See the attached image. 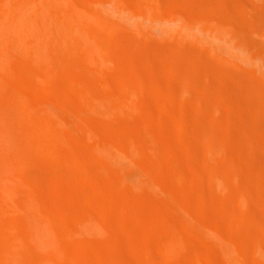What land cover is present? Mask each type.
Wrapping results in <instances>:
<instances>
[{
    "label": "bare ground",
    "instance_id": "1",
    "mask_svg": "<svg viewBox=\"0 0 264 264\" xmlns=\"http://www.w3.org/2000/svg\"><path fill=\"white\" fill-rule=\"evenodd\" d=\"M190 1L186 6L178 2L167 5L165 0H135L139 7L136 3L133 10L118 0H0V249L4 250L0 264H56L65 258V247L53 234L56 227L39 210L43 202L36 194L32 171L26 166L38 167L39 153L59 158L85 148L91 154L89 162L103 171H113L117 180L91 182L94 189L85 201L93 203V208L87 206L76 214L82 229L71 232L62 228L65 233L102 237L110 232L108 222L113 220L125 230L123 213L127 211L136 214L146 236L152 229L157 241L153 246V240L144 237L146 243L141 250L147 259L139 264H175L174 259H192L190 264H264V226L250 218L246 195L236 175L245 168L257 172L259 161L245 160L232 149H221V141L215 139L208 143V154L203 144L189 141L190 136L180 139L187 153L197 160V190L191 191L187 170L194 171V166L177 163V167L168 168L163 158L152 154L151 141L138 140L129 101L122 94H114L108 77L101 72L107 61L110 63L108 57H102L107 56L103 30L121 23L136 22V28L149 23L144 30L152 26L163 34L171 30L195 40L239 76L251 78L254 90L264 97V28L246 17V6L237 7L240 2L236 0L233 5L237 14L227 0L211 2L212 8L209 0H203L209 2L208 6L203 2L199 7L194 3L202 0ZM80 3L86 7H80ZM229 8L232 15L227 14ZM64 74L73 78L65 89L75 92L74 98L56 83L57 76ZM14 78L16 87L9 81ZM28 78L43 81L42 96L33 95ZM189 118H182L179 130L191 135V127L196 124ZM248 120L253 147L264 155V126L250 117ZM193 134L202 135L198 130ZM227 142L231 143L230 137ZM81 160L67 157L65 164L82 168ZM152 173L166 174L168 179L153 178ZM256 182L264 199V176L258 174ZM143 193L147 209L135 213L127 200L138 202ZM71 197L66 194V199ZM122 198L126 201L121 202ZM191 201L200 212L192 210ZM98 219L105 223L100 224ZM80 246L86 253L107 252L109 264H127L114 257L121 254L117 241L104 246L80 242ZM154 249L159 259L149 257Z\"/></svg>",
    "mask_w": 264,
    "mask_h": 264
},
{
    "label": "rangeland",
    "instance_id": "2",
    "mask_svg": "<svg viewBox=\"0 0 264 264\" xmlns=\"http://www.w3.org/2000/svg\"><path fill=\"white\" fill-rule=\"evenodd\" d=\"M118 1L126 6L128 5L131 9L134 7L133 10L139 7V3L136 2V4L135 0ZM165 1L167 5L177 4V2L178 5H191L188 4L190 0H173L174 2L172 0ZM209 1L213 3L218 0ZM227 1L229 4L232 3L229 5L231 8L236 1L240 2V6L237 2L238 5L235 3L237 7H242L244 9L246 6L244 11H247L244 12V15L246 14L245 16L247 18L250 16L257 25L264 28V24H262L264 22V0ZM89 2L91 3V0H89ZM195 2L194 6L196 7H199L197 5L201 6L205 3H207L205 6L209 4L208 1L203 0L201 1L202 4L200 2L197 4V1ZM252 2L255 5H253ZM212 3L209 4V7L213 5ZM80 4V7L84 8L85 5L83 4V6L82 3ZM135 4L137 7H135ZM165 7L167 6L165 5ZM213 7L217 8L216 6ZM235 8L233 5L232 9H234V11L232 12H235V10L237 11V8ZM242 8H238L239 11L242 10ZM226 11H228V9ZM229 12L230 13L227 14L232 15L231 10ZM237 13L239 12L237 11ZM237 13L235 12V14ZM132 24L131 22L126 24L121 23L118 27L109 26L106 27L107 30H103V33L107 35V41L104 43L107 56L104 55L102 57L103 59H107L108 57L110 63L108 64L107 61V66L104 70L102 68L101 72L108 77V84L112 87L114 94H122L129 101L130 117L132 119V126H134L136 131L135 134L139 138L137 139L142 143L147 142V140L148 142L151 141L154 145V147L150 146L152 154L163 158L168 168L170 167L173 169L177 167V163L187 166L192 164V166H194V171L192 169L187 170L190 179L187 185L193 192L197 190V184L195 183L198 179L196 176L197 173L195 172L197 166V162L195 163V161L197 160L187 153L186 147L180 144V139L188 140L190 136L191 139H189V141L193 143L196 142V144H203L205 146V151H208L207 154L210 152L208 143L215 139L218 142L221 141L219 143L221 147H224L221 149H232L239 152L245 160L257 159L260 163V168H258L257 172H254L250 168H245L237 171L236 175L242 189L241 191L244 196L246 195L244 202L246 201V207L251 215L250 218L264 226V199L261 198V191L256 182L258 174L264 176V174H262V172H264V155L261 151L258 149L255 150L253 147L254 144L251 140L253 132L248 120L250 117L251 120H255V122L264 126V97H261L262 95L259 96V93L254 90L255 85L253 84V80L251 78L250 80L249 77L244 78L239 76L237 71H233L226 66L222 60L216 58L212 54H208L209 52L204 47L199 44L197 45L196 41L191 38H184V35H178L171 30L167 31V33L165 31L166 34H163L164 31L162 30H152V26H149V28H152H150L151 31L149 28V31L147 29L144 30L145 26H148L149 23H145V26L139 25V28L134 26L136 22ZM155 30H159L162 34H159V31ZM170 33L173 34L171 35ZM192 41H195L196 45L194 42L192 43ZM170 52L171 54H169ZM71 78L72 77L67 74H64L63 77L57 76L56 83L61 89L63 88V91L70 97L74 98L75 92L65 89V86H69L70 84H68V82L72 83L73 78ZM14 79L16 80V78ZM14 79H9V81L16 87L18 81L16 80V82H13ZM37 80L38 79L35 78H28L27 83L31 86L33 95L42 96L45 92L44 88L41 86L43 81L41 83L40 79L39 81ZM34 98L37 100V97ZM188 102H191L192 106L191 103L189 104ZM230 103L232 105H230ZM239 114H241L242 117ZM186 116L188 118L190 117L189 119L196 124L194 128L191 127V135L185 133L186 131L183 129L179 130L182 118ZM195 130H198L203 136L201 135V137H198L196 134H193ZM131 131H133V129H131ZM229 137L231 143L227 142ZM172 152L174 156L171 155ZM36 155L39 158L38 160L41 161L40 165L37 167L36 164H32L33 166L28 165L26 167L32 171V182H36L35 184H37H34V186H36L34 188H38L36 194L40 196L41 202L44 203L39 205V210L42 211L41 213H43L56 227L55 232L52 230L53 234L58 239L59 244L65 247V258H61V261L57 260L56 264H91L93 262L109 264L105 257L107 252L96 253L93 251L91 253H86L82 250L80 242L85 244H87V242H94L95 244L96 242V244L104 246L113 241H117L121 246V254L114 256L117 260L126 262L127 264H133L136 259L139 262L136 261L134 264H139L147 259L145 258L146 254L141 250L144 244L143 242L146 240L144 237L151 239L150 241L147 239V242L153 240L151 242L153 246H156L157 241L155 235H153L152 229L148 230L151 235H145L144 231L146 229H144L140 221H136V214L127 211L123 213L125 230H122L116 220L109 221L108 225L110 232L105 235L103 234L102 237L96 236L98 238L94 236L91 237L92 235L89 234H76L74 237L73 233H65L62 230V228H66L67 230L69 228V230L73 232L77 229H82V226L77 222L76 214L81 212L83 208H87V206L88 208H93V203L85 201V196L90 195L94 189V185L91 182L94 180L99 182L116 181L117 177L113 171L105 169L103 171V168L101 169L100 166L98 167L89 162L91 154L86 148L82 149L78 154L71 152L68 155H59V158L50 154L45 155L44 153ZM67 157L74 160L82 159L81 165L79 166L82 168L67 166L65 164ZM174 158H178V161H175ZM94 169H101V171L99 170V173L96 174L93 173ZM260 169H262V171ZM30 170L28 171L30 172ZM247 170L249 173L246 172ZM41 172L43 175L40 177L39 175ZM165 175L166 174L158 175L152 173L151 176L153 178L167 180L168 176ZM203 181L209 185L207 179H203ZM56 182H61L57 185V188L53 187V184ZM67 183L68 186L70 185L68 188L65 185ZM81 190L83 191L81 192ZM67 193H70L72 196L71 199H66ZM178 195L181 196L180 192ZM256 198L259 200L257 201ZM138 200L139 201L136 202L137 200L129 199L127 203L132 206L135 213L138 211L145 212L147 209L145 194H141ZM120 201L125 202L126 200L122 198ZM191 208L195 212H200L195 201H191ZM33 210L34 209L30 208V211L34 214L38 213L37 210ZM98 220L102 225L105 223L102 219ZM65 234L69 237L67 238ZM2 253H4V250L2 251V249H0V255ZM67 254H72L74 257H67ZM149 257L159 259L160 256L157 250L154 249L151 251ZM173 261L175 264H190L192 259L188 262L183 259H174Z\"/></svg>",
    "mask_w": 264,
    "mask_h": 264
}]
</instances>
